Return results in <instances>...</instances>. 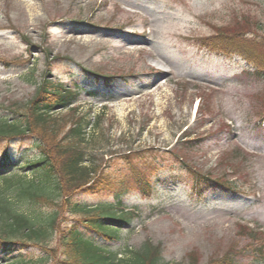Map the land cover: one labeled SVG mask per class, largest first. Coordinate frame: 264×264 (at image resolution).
Returning <instances> with one entry per match:
<instances>
[{
    "label": "rangeland",
    "instance_id": "1",
    "mask_svg": "<svg viewBox=\"0 0 264 264\" xmlns=\"http://www.w3.org/2000/svg\"><path fill=\"white\" fill-rule=\"evenodd\" d=\"M246 14L261 21L257 37L264 40V0H0V119L26 114L45 80L78 82L73 106L48 117L57 132L56 139L48 134L50 144L82 118L92 124L82 146L94 158L87 165L100 168V186L117 187L131 166L153 173L156 191L133 189L122 202L142 218L121 241L95 236L98 245L120 253L149 241L167 264H187L193 252L200 264L225 253L237 264L250 260L253 249L242 251L250 240L239 228L264 234V75L203 47L216 29ZM38 140L40 132H29L8 146L16 173L28 181L35 174L24 163L38 154ZM191 170L247 190L198 197ZM103 191L76 201L89 208L116 202ZM63 208L54 264L63 259L61 233L80 218Z\"/></svg>",
    "mask_w": 264,
    "mask_h": 264
},
{
    "label": "trees",
    "instance_id": "2",
    "mask_svg": "<svg viewBox=\"0 0 264 264\" xmlns=\"http://www.w3.org/2000/svg\"><path fill=\"white\" fill-rule=\"evenodd\" d=\"M261 24L251 15H243L240 21L236 19L229 26L216 29V34L211 38L203 39V47L219 54L237 56L258 75H264V40L257 37L259 29H262ZM100 76L96 74L97 80ZM79 89L77 84L68 87L45 80L28 103L26 114L0 119V147L7 143L0 159V253L3 254L0 264H54L52 258L56 260L57 249L51 247L58 236V222L65 204L71 214L80 218L61 233L58 245L63 259L55 264H167L161 247L149 241L138 249H125L117 253L98 245L93 239L97 236L107 243L121 241L124 229L142 218L140 211L124 208V196L133 189L149 196L157 187L152 182L153 173L132 166L131 174L127 173L125 181L114 185L117 187L100 186V168L95 163L90 165L94 158L89 159L82 146L86 131L91 126L90 121L78 119L60 140L50 144L48 134L56 139L57 132L55 119L48 117L54 112L70 109L80 96ZM92 96L96 94L92 93ZM29 132H40L43 141L38 140L34 145L38 154L24 163L25 169L35 174L28 181L16 173L17 163L8 146ZM127 158L126 162H133ZM135 158L143 159L141 154H136ZM88 161L90 166L87 165ZM188 178L192 194L197 196L214 189L236 193L247 190L241 186L234 187L227 178L215 177L210 173L191 170ZM66 190L68 193L70 190V193L63 201ZM103 190H110L116 202L89 208L76 201L80 194H105L107 191ZM156 210L152 209L154 212ZM82 229L88 234L85 235ZM239 229V234L250 240L242 251L248 255L249 250L253 249L252 254L248 255L251 258L247 264H264V234L247 227ZM31 249H39L40 254L33 255ZM184 260L187 264H200L194 252L186 254ZM216 260L212 258L209 263L237 264L230 253Z\"/></svg>",
    "mask_w": 264,
    "mask_h": 264
}]
</instances>
